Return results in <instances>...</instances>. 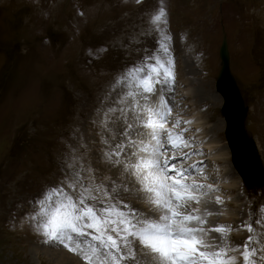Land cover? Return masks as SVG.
<instances>
[{
	"label": "rangeland",
	"instance_id": "374dc122",
	"mask_svg": "<svg viewBox=\"0 0 264 264\" xmlns=\"http://www.w3.org/2000/svg\"><path fill=\"white\" fill-rule=\"evenodd\" d=\"M160 6L161 0H0V264H83L41 242L25 219L34 211L29 201L61 179L58 158L65 141L75 143V128L92 147L90 120L100 98L139 58L137 47H158L156 32L147 38L141 32L152 29ZM163 6L178 84L168 126L181 120L197 149L177 165H198L191 179L213 186L207 209L216 215L208 226L229 227L230 243L242 250L250 212L264 206V186L248 188L233 165L216 82L227 38L231 72L248 106L246 128L264 164V0H163ZM95 155L93 149V166Z\"/></svg>",
	"mask_w": 264,
	"mask_h": 264
},
{
	"label": "snow or ice",
	"instance_id": "6c2138e0",
	"mask_svg": "<svg viewBox=\"0 0 264 264\" xmlns=\"http://www.w3.org/2000/svg\"><path fill=\"white\" fill-rule=\"evenodd\" d=\"M150 23L141 36L156 32L158 47H137L139 58L100 98L91 148L79 128L70 133L75 143L65 141L58 158L61 179L29 201L34 211L25 219L43 244L83 264H264V206L250 212L241 250L230 243L229 227L208 226L213 186L191 179L198 165H177L197 149L181 120L168 126L178 84L163 0ZM169 149L183 155L170 157Z\"/></svg>",
	"mask_w": 264,
	"mask_h": 264
},
{
	"label": "water",
	"instance_id": "95a60500",
	"mask_svg": "<svg viewBox=\"0 0 264 264\" xmlns=\"http://www.w3.org/2000/svg\"><path fill=\"white\" fill-rule=\"evenodd\" d=\"M221 68L216 90L223 97L221 113L225 119V135L232 155V162L248 188L264 186V164L257 143L247 131L248 106L230 68L227 38L220 47Z\"/></svg>",
	"mask_w": 264,
	"mask_h": 264
},
{
	"label": "bare ground",
	"instance_id": "6f19581e",
	"mask_svg": "<svg viewBox=\"0 0 264 264\" xmlns=\"http://www.w3.org/2000/svg\"><path fill=\"white\" fill-rule=\"evenodd\" d=\"M258 15V14H257ZM255 17V16H254ZM222 99H223V97H222ZM223 102H224V99H223ZM222 106H223V104H222ZM261 111V110H260ZM81 112V111H80ZM262 113V112H261ZM226 126V125H225ZM73 129V128H72ZM227 149V148H226ZM229 150H230V148H229ZM227 153V152H226ZM225 154V153H224ZM223 154V155H224ZM221 159V158H220ZM227 162V161H226ZM229 173V172H228ZM251 206V205H250ZM208 208H210V210L209 211H212L213 212V216L214 215H216V214H214V210H216L214 207H211V205L208 207ZM214 209V210H213ZM212 216V217H213ZM224 216V215H223ZM232 216V215H231ZM212 217H210L209 218V221L211 222L212 221ZM224 217H228L229 218V213H226V216H224ZM214 218V217H213ZM216 218V217H215ZM218 220H219V218H218ZM223 221H225V220H223ZM223 221H221V222H223Z\"/></svg>",
	"mask_w": 264,
	"mask_h": 264
}]
</instances>
